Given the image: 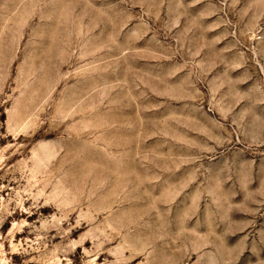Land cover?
<instances>
[{
	"label": "rangeland",
	"instance_id": "374dc122",
	"mask_svg": "<svg viewBox=\"0 0 264 264\" xmlns=\"http://www.w3.org/2000/svg\"><path fill=\"white\" fill-rule=\"evenodd\" d=\"M0 264H264V0H0Z\"/></svg>",
	"mask_w": 264,
	"mask_h": 264
}]
</instances>
